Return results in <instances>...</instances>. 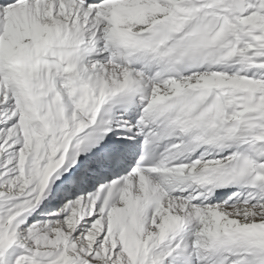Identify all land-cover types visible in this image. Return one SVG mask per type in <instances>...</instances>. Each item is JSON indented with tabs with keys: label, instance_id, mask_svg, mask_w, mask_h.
<instances>
[{
	"label": "snow or ice",
	"instance_id": "obj_1",
	"mask_svg": "<svg viewBox=\"0 0 264 264\" xmlns=\"http://www.w3.org/2000/svg\"><path fill=\"white\" fill-rule=\"evenodd\" d=\"M0 264H264V0H0Z\"/></svg>",
	"mask_w": 264,
	"mask_h": 264
}]
</instances>
